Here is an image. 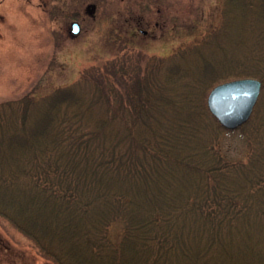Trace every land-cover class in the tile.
Here are the masks:
<instances>
[{
  "label": "trees",
  "instance_id": "1",
  "mask_svg": "<svg viewBox=\"0 0 264 264\" xmlns=\"http://www.w3.org/2000/svg\"><path fill=\"white\" fill-rule=\"evenodd\" d=\"M222 13L224 30L139 69L125 57L137 35L115 25L121 57L0 102V215L56 264H264V0ZM237 76L263 90L231 130L207 97ZM231 133L246 159L224 152Z\"/></svg>",
  "mask_w": 264,
  "mask_h": 264
},
{
  "label": "rangeland",
  "instance_id": "2",
  "mask_svg": "<svg viewBox=\"0 0 264 264\" xmlns=\"http://www.w3.org/2000/svg\"><path fill=\"white\" fill-rule=\"evenodd\" d=\"M222 9L223 0H0V102L31 90L39 95L79 84L84 70L90 68V75L101 61L121 57L125 47L111 44L115 25L137 35L125 57L139 69L149 57L167 56L210 27L224 30ZM73 21L81 24L78 34L70 32ZM234 133L226 134L224 152L246 159V140ZM122 227L115 222L112 235L118 236ZM0 264L56 263L0 215Z\"/></svg>",
  "mask_w": 264,
  "mask_h": 264
},
{
  "label": "water",
  "instance_id": "3",
  "mask_svg": "<svg viewBox=\"0 0 264 264\" xmlns=\"http://www.w3.org/2000/svg\"><path fill=\"white\" fill-rule=\"evenodd\" d=\"M81 24L72 22L71 32L78 34ZM263 82L254 76H244L216 84L209 92L210 111L227 128L235 129L247 122L259 100Z\"/></svg>",
  "mask_w": 264,
  "mask_h": 264
}]
</instances>
